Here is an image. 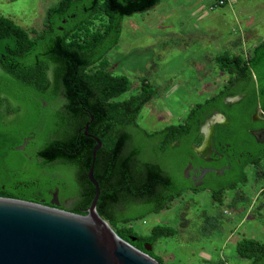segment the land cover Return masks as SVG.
<instances>
[{
  "label": "trees",
  "instance_id": "16d2710c",
  "mask_svg": "<svg viewBox=\"0 0 264 264\" xmlns=\"http://www.w3.org/2000/svg\"><path fill=\"white\" fill-rule=\"evenodd\" d=\"M159 2L61 0L47 10L34 37L0 16V197L31 203L42 198L48 205L46 190L57 186L74 198L69 211L84 214L94 194L85 174L96 138L100 147L92 169L99 189L95 210L121 239L144 252V244L152 247L170 231L154 227L142 236L127 224L167 209L187 191H205L221 204L224 192L244 186L249 178L264 179V146L248 132L254 126L264 128V122L250 124L256 107L264 114V73L252 79L254 70H264V41L245 60L215 58L228 78L216 93L191 106L180 123L152 132L138 127L139 112L152 97L143 80L134 95L116 100L130 84L125 77L111 75L103 57L116 45L123 17L146 12ZM71 13L78 20L58 32L54 20H72ZM236 96H241L237 103L224 102ZM58 97L57 108L41 107ZM214 112L226 122L212 126L211 152L205 161L195 149L203 140L200 127ZM86 123L89 137L82 131ZM31 136L25 147L33 160L29 165L14 148ZM6 159L16 167H7ZM188 164L222 172H207L194 186L182 175ZM237 196L241 203L250 202L243 193ZM151 249L145 253L160 264ZM235 249L248 264H264V243L242 237Z\"/></svg>",
  "mask_w": 264,
  "mask_h": 264
},
{
  "label": "rangeland",
  "instance_id": "374dc122",
  "mask_svg": "<svg viewBox=\"0 0 264 264\" xmlns=\"http://www.w3.org/2000/svg\"><path fill=\"white\" fill-rule=\"evenodd\" d=\"M60 1L0 0V16L34 37L44 25L47 10ZM214 2L160 0L146 12L121 19L118 41L103 58L111 75L125 77L130 84L116 100L134 95L140 80L151 89L152 97L136 120L144 131L180 123L191 106L214 94L209 91L220 89L212 87V79L216 83L223 77L217 69L220 61L210 58H247L238 47L223 48V42L248 36L251 47L264 39V0H228L210 9ZM69 16L72 20H54L58 32L68 30L78 20L74 13ZM253 73L255 82L263 77L264 70ZM204 146L198 147L199 151ZM28 160L32 165V158ZM5 164L16 167L11 159ZM253 183L257 184L253 189L247 190L245 183L224 192L221 204L213 202L205 191H187L167 209L126 226L142 236H148L154 227L170 231L169 236L152 242V256L160 258V264H248L236 255L235 243L242 237L264 243V212L258 196L254 197L261 182ZM239 193L251 201L254 198L257 204L241 203ZM73 202L74 198L69 197L63 202V210H69Z\"/></svg>",
  "mask_w": 264,
  "mask_h": 264
},
{
  "label": "water",
  "instance_id": "95a60500",
  "mask_svg": "<svg viewBox=\"0 0 264 264\" xmlns=\"http://www.w3.org/2000/svg\"><path fill=\"white\" fill-rule=\"evenodd\" d=\"M212 119L204 121L199 129L201 134L206 122L212 123ZM87 125L82 131L89 137ZM93 140L95 145L85 177L94 194L84 214L58 209L55 194L47 206L0 197V264H159L145 253L151 249L149 244L143 245L144 252L133 248L97 214L95 203L99 189L92 178V169L100 142L96 138ZM207 140V136L204 137L201 146L206 145ZM24 146L23 141L14 150L21 151ZM197 151L199 148L195 153ZM211 171L219 174L222 169H200L198 180Z\"/></svg>",
  "mask_w": 264,
  "mask_h": 264
},
{
  "label": "flooded vegetation",
  "instance_id": "af4514ba",
  "mask_svg": "<svg viewBox=\"0 0 264 264\" xmlns=\"http://www.w3.org/2000/svg\"><path fill=\"white\" fill-rule=\"evenodd\" d=\"M240 97L241 96H236V97H233V98H228L224 102H229V103H234L235 102V103H237L238 100L240 99ZM60 101H61V97H58V98L54 99L53 101H51L49 103H41V107H44L45 106V107L51 108L53 110V109H55V108L58 107V103ZM214 116L215 117L220 116V118L217 117L218 119H215ZM209 118H213L214 121L212 123L211 122H208L209 123V126L205 127L206 128V131H204L203 134H202L203 139L207 135V138H208V140L206 141L207 142V146L205 145L203 147L204 148L203 150L201 149L200 151H197L196 152L197 156L203 158L205 161H208V156H209V153L211 152V149H210V137H211L212 131H213L212 126L214 124H219V123H225L226 122L224 120V117H222L220 114H218L216 112H214ZM259 122H264V114L261 113L259 107H256L255 110H254V112L250 115V124L252 125V124L259 123ZM248 132L254 138V140H255V142L257 144L264 146V128L262 126H258V127H255L254 126V127L250 128L248 130ZM251 133H253V134H251ZM31 139H32V136L31 137H28V138H25V141H24L25 146L21 150V152L26 157V160L30 159V156L28 154H26L25 147H26V143L29 142ZM202 143H203V140H202ZM28 162H30V161L28 160ZM186 168H187V173L184 174V170ZM200 169H207V168H202V167L193 168L190 164H188V167L186 165V167L183 169L182 175H183V177L185 179H188L189 181H191L194 184V186H199L201 184V180L205 176L204 175L201 179L198 180V176H199V173H200L199 170ZM220 169H222V168H220ZM215 170H218V169H215ZM247 171L250 172V174H251L252 169L251 168H248ZM248 172H247V174H248ZM219 174H221V173H219ZM219 174H217V175H219ZM51 176L56 177V176H58V174H54L53 173ZM249 180H250V182L249 181L246 182V185L249 186V187H247V190L253 189V188H255L257 186V184H254L253 183L254 181L252 180V178H249ZM258 182L259 183L261 182V184L258 186L257 191L255 190L256 193L254 194L255 195L254 197L258 196V198H259L258 203H260V204L262 203V210L264 212V179L261 180V181H258ZM249 183H251V184H249ZM66 190L67 189H64L63 188V191L61 192V191H59V189H58L57 186H53V188H51L50 190H46V193L48 195V197H47V203H48L49 200L52 199V195L55 194V201L58 203L59 208L63 210V202H65L70 197L69 194H68V191H66ZM246 198L250 200V198H248L247 196H246ZM253 199H252V201L250 200L252 203H253ZM44 201H45L44 199L40 198V199H38V202H36V203L37 204H40V203L43 204ZM253 204L255 205V200H254V203ZM45 206H47V205H45ZM64 210L69 211L68 209H64Z\"/></svg>",
  "mask_w": 264,
  "mask_h": 264
},
{
  "label": "crops",
  "instance_id": "0c3cea01",
  "mask_svg": "<svg viewBox=\"0 0 264 264\" xmlns=\"http://www.w3.org/2000/svg\"><path fill=\"white\" fill-rule=\"evenodd\" d=\"M202 18V17H201ZM242 35H245V34H242ZM250 37H248V36H245L244 38H238V39H235L234 41H235V44L234 45H232V43L234 42V41H231V43H230V41H227V42H223V44H222V47L223 48H228V47H230V46H234V47H238L240 50V54L243 56V57H249L248 56V54L249 53H251V51H252V49L257 45V43H253V45L251 46V47H249V39ZM262 41H264V39H262L261 40V42ZM248 44V45H247ZM230 45V46H229ZM217 56V55H216ZM213 62H215V57L214 58H210ZM210 61V60H209ZM211 62V61H210ZM218 69V68H217ZM219 70V69H218ZM220 71V70H219ZM212 73H214V72H212ZM220 73H221V75L223 76V77H221V80L219 79V81L218 82H214V80H215V78L214 79H212V87H213V89H215V88H217V87H220V86H222L224 83H225V81H226V79L228 78V75L224 72V71H220ZM217 92V91H216ZM215 91H212V92H208L209 94H212V93H216Z\"/></svg>",
  "mask_w": 264,
  "mask_h": 264
},
{
  "label": "built area",
  "instance_id": "2783aa9c",
  "mask_svg": "<svg viewBox=\"0 0 264 264\" xmlns=\"http://www.w3.org/2000/svg\"><path fill=\"white\" fill-rule=\"evenodd\" d=\"M227 1L228 0H215L214 4L210 7V9L223 6Z\"/></svg>",
  "mask_w": 264,
  "mask_h": 264
}]
</instances>
